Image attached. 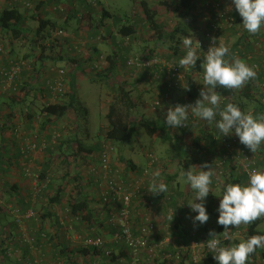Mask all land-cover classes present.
I'll list each match as a JSON object with an SVG mask.
<instances>
[{"label": "trees", "instance_id": "trees-1", "mask_svg": "<svg viewBox=\"0 0 264 264\" xmlns=\"http://www.w3.org/2000/svg\"><path fill=\"white\" fill-rule=\"evenodd\" d=\"M18 1L20 0H0V2L6 3L4 7L0 6V42L2 41L4 42L6 39L5 36L7 35H10V40L12 38L19 39V40L21 38H24L26 40V43L24 45L25 46L29 45V47L32 50L37 51V54H34L35 51H30V53L25 56H21V57L19 56L17 58L14 57L11 60L10 59L4 60L6 63V66L5 68H0V86H1V81L3 79V75H2L3 69L9 71L16 64H21L22 66L21 79L17 83L18 91L15 92L14 90H4V91L0 90V97H1V102H0V176L3 174L7 175L9 173L8 170L16 166L17 163L20 162V159H23L24 161V163L21 166L23 168V172H24L25 167L27 166L26 160L28 159H26L25 155L23 154V150L26 149L27 147L26 142L22 140L21 142L22 145H20L19 151L16 154H12V151L15 149L14 147H16L17 143H15V141L13 140H10L11 136L13 138L15 137V139L16 137L21 138L22 132H25V131H21V129H19L18 126H14L13 124H11V122L13 123L14 119L15 120L19 118L26 119L27 117H29L30 120L33 122L37 119L36 117L38 114V119L40 116L42 119L41 120L42 125L39 127V129L44 130L46 126L51 125L53 122H56L57 120L65 118L69 114L70 111H74L77 115L76 125L78 129H81L83 125H87L88 117H89V110L83 105V103L79 99L78 89H77L76 82H75L76 73L75 72L72 73V71L70 72L71 81L69 79L71 83H68V88L70 87L69 93H66L65 95H60L58 97L59 98L58 101L54 103H52L49 100H46L44 101V103H41L40 105H36L35 107H32L29 104V109L26 110L27 112L22 114L23 112H21V110H25V107L28 103V97H31V94L27 92H30L32 87L40 85V88L36 90L40 92H47L48 99L51 98V94L49 92L50 89H48L46 81L43 83L40 81L41 79H43V77L40 78V74L43 75L45 69L49 68L52 65V64L50 65L51 62L59 64L58 61L60 63L66 61V64L62 66H66L69 64H76V66H79L80 61L77 60V58L70 56V53H69L71 52L69 49L70 46L68 47V50H67V47H66L67 44L65 45V43H63L61 40L52 38V33H54L57 29H64L65 25L61 26L57 21H54L53 19L49 17L42 16L40 9H42L41 4H44L45 0H42V1L41 0H34V1L25 0V1L30 2L33 6L31 9L25 7V10H22L20 9V7H18V6H23V5H18ZM62 1L63 0H50L51 4L56 6L54 10H58V11L60 10L62 11V7H60ZM90 1L91 0H88L87 2H90ZM198 4H199V0H181L180 5H179V12H180V15L183 16V21L179 22L173 30L168 32L165 26L159 22L157 10H154V8L149 2L143 1L142 9L145 15V24L148 26V29L154 33V35L153 37H150L149 35H148L149 37H147L146 34H143V39H144L143 43H147V46L142 48L143 50L141 51L142 52L141 55L138 53L135 54L134 52H132V48H134L135 44L138 43L139 40H141V35H140L141 33L137 25L133 21V19L130 18L128 14L126 13L119 14V13H116V11H114L115 13L109 11L103 5L101 0L97 1L96 6L89 4L90 7L92 6L101 7L100 20L99 21L97 20L95 22L94 21L90 22L91 36H93V38H96L97 43H99V41L101 43L102 42L106 43V42H111L112 40V42H114L115 49L112 51L111 53L112 55L110 54L107 57V60L109 61L108 67L103 69L102 67H95L94 65L91 66V63H93L96 60H98L96 64H99L100 63L99 58L101 55H103L101 51L95 46L93 48V52L96 51V53L95 54L93 53L91 60L88 59V63H90L89 66H91V68L87 70L83 67H81L82 69L77 67L75 71L84 72L86 76L92 82H96V83L103 82L105 79H109L113 81L114 75L116 76V74L118 73L119 55L122 58L124 65L126 64L127 56L131 54L143 56L145 58H153V57L161 58V56L158 54V51L156 48L157 46L158 47L167 46L168 49L172 50L173 55H177V56L182 55L183 50H185L182 46V39L186 36H189L192 38L194 42L193 34H192V31L190 30L191 29L190 24L193 25L197 20L196 16L194 17L193 20H191V15L192 14L195 15L196 12L198 11L197 10V8H199ZM200 4H202L203 8H200L199 14H196V15L198 17L199 16L203 17L204 20L202 24L198 22L193 27L194 29L195 28L198 29V27H204L205 32L207 34V33H212L213 27L217 26L218 27L217 35L221 36L225 30H230V29L233 30L242 24V17L240 16L239 12L234 8V5H232V2H231V15L229 16L228 14V16H226L228 20H226V17L219 19V14L215 12L214 3L209 2L208 0H204V1L201 0ZM226 5L227 3L225 1V4L223 7H225ZM204 7H206V9L209 10L210 12V16L208 18L205 16L203 12L204 10H206ZM27 14H29V16ZM85 15L86 14L83 13V19H84V20L82 19L83 21H85L87 17L90 16V15H86V16ZM71 16L73 17V15H69L70 18ZM29 18H32L31 20L37 22L38 24L36 31H34L35 34L32 37H30V29L28 27L24 29L23 27ZM111 19H115V23H114L115 28L104 30L107 27L108 21ZM25 31H27V34L23 36ZM244 32L246 33L247 31L243 29V32L241 31V33L238 36L239 38L237 41L238 43L235 44L233 47H230L228 58H231L232 56H237L253 68V65H252L253 62H256L259 60V62L262 63V61H264V59L261 60V59H257L256 57L253 62H251L250 60V57H253L256 54H258V52L260 51L259 49L263 50L264 33L263 35L258 36L257 40L253 42L254 46H256V43H259L261 47L257 49L256 51H254L255 49L252 51H249L247 48H245L244 45L243 47L240 46L241 43L247 42L245 39L247 38V36ZM126 38H129L128 46L124 47V49L122 50V47L119 44H123ZM152 44L156 45V47L150 48ZM11 46H12L11 43L8 45L5 43L3 45V48L5 50V48L9 49V47ZM57 49L61 51L59 52V56H60L59 58H56L55 56V51H57ZM65 55H67V57H64ZM95 55L97 56L94 58ZM4 56H5L4 52H0V60L1 58H4ZM203 59H204V56L200 58V60L197 61L196 66L193 67L194 71L198 73H202V74H203V68L201 67V64L203 62ZM178 61L179 60L173 63H177ZM49 69H51V67ZM71 73L73 75H71ZM257 74H263V71ZM145 79H146V82L148 83L150 82V80H148L146 76H145ZM253 79L247 81L243 85L242 94H241V97L243 99L237 104L239 105L242 111H246L249 102L256 104V107H257L256 110L264 111V104H263L264 93L262 92V89H261L262 84H264V81H259V83H257L256 85L258 87V94L260 98H253L252 95L250 96L251 94L250 92L252 90V84L254 83ZM151 84L152 86L161 85L158 82H154ZM197 84H199L201 89L204 87L203 85L199 83V81ZM197 84L195 85L192 84L188 88V92L190 94L189 98L192 99V102H196L198 99L201 98L200 93L196 91ZM163 87L165 88L166 85L164 84ZM183 87L185 86L183 85ZM177 89H180V88H177ZM216 91L222 97L226 99L235 98L237 95L236 89H227L223 87H218ZM112 94H113V100L109 104V109H108V114H107L109 127H108L107 132L105 133V139H104L105 141L110 142L111 145H114L115 142H120V143L130 142L135 137V135L138 134L139 126L143 127L151 137L154 136V134L158 130H164V128H166L165 124L155 119H151L150 117L142 116L141 119L135 118V116L138 113V103L134 96V91L130 89L128 86H126L125 84H119ZM17 98H19L20 100L19 101L15 100ZM238 99H240V97H238ZM37 103H39V101H37ZM155 108L163 109L164 107L160 106V107H155ZM256 110L254 111V113L256 112ZM196 125H198L200 128L204 130V135L202 138H200L204 140L202 142L203 146L200 144L203 150L201 152L206 154V152H208L211 146L215 147L217 145H220L221 148L223 149V151L222 150L218 151L220 152V154H217L218 155L217 157H211L212 155H206V156H210L207 164H210L211 166H212L211 163H213L214 160H217L218 158H220V155H223L229 150L228 148H225V145L228 146V145L234 144L236 141H239V138L235 135H232V138L228 139L227 141H224L223 139L219 141V139L215 138L216 136H219L216 133V129L214 127L215 125L214 124L209 125L206 121L196 124ZM190 128H191V125L189 124L188 128L179 127L175 129L189 130ZM211 128H213L214 131H212ZM171 131L172 129H170V132ZM41 133L39 132L38 134V131L33 132L32 134L34 135L31 136L29 140L33 139L36 135H40ZM23 139H25V137H23ZM71 142H74V140H72ZM75 142L77 143V150L76 151L74 150L73 155L76 158V160L80 156L81 152H83V150H85L86 148L88 149L87 151L88 153L85 154V157L86 155H88L87 157H91L90 155L102 149V145L101 146L99 145V147L97 146L98 148L95 147L96 145L93 147L92 146L88 147L80 139H76ZM182 147L184 148L185 146H182ZM183 148L182 150H185ZM225 149H228V150L224 151ZM58 150L61 151L62 147L59 146ZM213 150L215 153L216 150L215 149ZM259 153H260L259 156L261 157V160H263L262 164H264V153L262 151H260ZM124 158H125L124 156L123 157L120 156L121 161H124L125 160ZM185 162L187 163L186 164L184 163L185 165L184 164L182 165L183 170L189 169L191 166L190 162H193V161L187 160ZM160 163H161V160L158 158V162L155 165L154 171L156 170L160 171V167H159ZM125 165H127L128 167V163L127 164L125 163ZM49 167L50 166H48V168ZM148 167H149V159L147 158L146 167L143 170H141L140 174H142L143 171L147 170ZM48 168L40 173L39 176L42 180H44L46 176L48 175V170H49ZM235 168L237 167L231 166L230 168L227 169L226 173L228 171H232ZM160 174H161L160 180L163 181V179H165L166 177V174L164 171L163 172L160 171ZM24 175H25V172H24ZM1 180H2V177H0V181ZM95 183H96L97 188L99 189V184L97 182ZM214 185L215 186L217 185V181H214ZM19 189H20L19 187L16 188L14 185H11L10 190L5 192V196L7 200L12 201L13 200L12 198L15 197L14 201H16L19 205L22 206V210H21L22 216L29 214V212L36 214L33 208L31 209V207L34 205V204L32 205L31 201L26 202L25 200L23 201L20 200L21 195H19V197L17 198L19 194V191H18ZM13 191H16L17 193L16 192L14 193ZM37 193L38 192H35V195ZM169 194H172V200L166 199V196ZM184 195L185 194L182 193V191L176 192L174 194L173 191L170 190L167 192V194L159 193L158 195L153 196L152 199L150 200L153 203L154 207L156 205V202L164 203L165 205L185 207L186 199ZM42 196L46 198L44 191L43 192L41 191L39 193V198ZM62 196H63V189L60 188L57 190L56 194L50 198V203L48 202L49 207L47 206L43 207L41 216L57 217V214L51 208L53 207L52 206L53 204L59 205L62 203L61 201ZM101 200L103 204H105L102 198ZM68 203L69 204L66 207L67 211L65 210L64 212L65 216L72 217L73 219H79V221H77V224L79 223L85 224L87 227H89L90 230H94L93 234L89 235L90 240L102 238L106 241V243L102 244L103 246H95L92 244H87L85 245V247L79 246L78 248H75L73 250H68L69 249L67 248L68 246H65V245L63 246L62 243L58 244L57 242L59 241L58 236L51 235L48 232L49 229L45 228V226L42 224L40 228H37L36 235L33 231H31L34 237V240L31 244L35 248H39L37 250H40V248L42 249V247H46L45 244L54 246L56 249H52V252H51L53 253V256L51 257L52 264H77L79 263V260H82V259L84 262H89L88 264H131L132 262L131 255L128 252L127 247L125 246L122 240L121 241L115 240L112 242L110 241L107 242L108 241L107 236L105 237L104 234L100 232L99 234L98 232L96 233L95 231L96 221L91 216L92 211L89 208V204L87 203V200L81 197L79 198L77 197V198L71 199ZM37 205H38V202H36L34 206H37ZM153 205L149 206L150 209H154ZM133 206L134 207L132 208V217H139V215H136V209L145 207L144 204L138 205L135 202ZM111 208L113 210L115 208L114 205H111ZM171 209L173 210V208ZM171 209L168 208V211ZM143 214H144L143 216L150 217L148 212H143ZM177 215L178 214L175 212L174 217H177ZM189 216L192 218L195 216V214H192L190 211ZM36 219L38 220V216L37 217L33 216L29 218V220H36ZM140 219H141V216L138 218V221ZM155 221H156L157 228L162 230V227L160 225V222L162 221H159L157 218H155ZM189 222L191 226V228L189 227V229H191L190 233L192 234L195 228L192 226L193 224L191 223V221ZM261 222H262L261 220L257 219L256 221L248 224L247 231H246V239L250 236L264 235V229L259 228ZM9 223H11V226H12L10 228V231H11L10 233L13 236V230L18 227V222L13 221V217L11 213H8L6 209L4 208V206L1 205L0 206V225L5 227L6 224H9ZM57 224L58 226H60L59 221H57ZM177 225L180 226L181 222H179ZM108 228L110 229V235H108L109 237L114 236V234L117 231H119V227L109 225ZM196 228L198 229L197 225H196ZM204 228L206 229V227ZM219 230L223 233V231H225L224 226L220 225ZM134 232H135L134 234L135 236L139 235V233H136V230H134ZM2 233H5V234H1L3 241L7 240L8 236L6 234L5 229H3ZM200 237H201V234L198 236V238L193 237V236H187L186 239L193 240L194 238V239L202 240V237L201 238ZM9 246L10 245H7V247L4 250H2V252H0V256L3 257V261L8 262V264H11V261H9V258H7L8 255H6V251H8ZM60 246H62V248ZM26 248L28 249L22 250V255H23V259L25 260L28 259V261H23V262L31 263L34 258L32 256L28 257V255L30 254V249H29L30 245ZM116 249L118 250V252H116ZM171 249H172L171 251L174 252L173 254L177 252V249L175 247ZM41 251L43 255L46 254L47 256H50L49 254H51V253L44 252L45 249H42ZM259 253L261 254V257L264 259V248H257V250L250 255L248 264H251L253 260H256ZM184 259H182L181 261L182 264H185ZM124 260H126V263H123ZM0 264H2L1 261H0ZM16 264H23L22 260L16 261ZM158 264H166V263L165 262L162 263V261L161 262L158 261ZM191 264H194V263H191Z\"/></svg>", "mask_w": 264, "mask_h": 264}, {"label": "rangeland", "instance_id": "rangeland-1", "mask_svg": "<svg viewBox=\"0 0 264 264\" xmlns=\"http://www.w3.org/2000/svg\"><path fill=\"white\" fill-rule=\"evenodd\" d=\"M32 1H34V0H32ZM127 1H126L127 8L131 9L135 3L133 0H127ZM225 1H226L227 5L225 7H223L225 4ZM180 2H181V0H153L151 2V4H153V6L158 8V10L160 12V14H158V20L160 23H162L165 26V28L168 32L173 30L179 22L183 21V16H181L180 12H179ZM104 3L107 6H112V10L115 9L114 5L116 3V0H105ZM19 4L20 3H18V5ZM220 4H221V7L224 9V11H226L230 16L231 15V0H220ZM4 5H5L4 2L3 3L0 2V6L4 7ZM41 5H42L41 6V8H42L44 6V4H41ZM124 5L125 4H123V6ZM52 6L54 7V9L56 8V6H54L53 4H52ZM18 7H22V6H18ZM24 9H25V7H24ZM197 10L198 11L196 12V14H199L200 8H197ZM196 14L191 15V20H193L194 17L196 16V19H197L196 21L199 22L200 24H202L203 20H204L203 17H200V16L198 17ZM60 15H62V14H60ZM86 15H88V14H86ZM79 16H80V19L79 18L78 19H79L80 23H75V25L78 28L83 26L84 32H86V33H83V31H82L81 33L76 35V32L74 33L72 31H69L68 29L67 30L63 29V30L66 32V37L64 39L67 38V40L68 39L70 41L73 40L71 43H69L70 44L69 46L72 45L73 47H80V49H82L81 53H78V55L82 58L80 65L76 66L73 69V64L62 66V65L66 64V61L60 63L57 60L59 64L51 62L50 65L52 64L54 66V67L51 66V69H49L48 73H50V72L51 73L49 75H47V77H43V79H41L40 81L43 83L45 81L50 80L53 76H56L55 72L57 70H59L58 68L65 69L68 73V75L66 76V82H65L66 87L64 88V91L61 92L62 95H65L66 93H69V89H70V87L68 88V83H71L70 82L71 81L70 72L71 71H72V73L75 72L76 73L75 82H76V86L78 89L79 99L81 100L83 105L89 110L88 123H87V125H83L81 127V129H78L77 125H76L77 124V115L74 111H70L69 114L65 118L60 119L58 121L60 125L55 126L54 129L51 130L49 138L46 137V143L45 144L48 146L47 147L48 149H42V154H44L43 157L46 158V160L44 159L45 162H48V160L51 159V162H50L51 167H49L50 172H48V173H50V175L47 177L48 179L45 178L44 180H42L39 177V179H38L39 181L37 183V189H35V191H34V193L38 192V196L35 198L36 202H38V205L34 206L35 203L32 202V205L33 204L34 205L31 207V209L33 208V210L36 212L37 215L32 213V212H29V214H27L25 216L21 215L22 213H21V209H19V205L17 208V206H16L17 204L15 203V201L14 200H12V201L7 200V198L5 196V192L10 190L11 185H13L15 183V180L17 181L16 176H13L12 173H11V175H10V173H8L7 175L3 174L0 176V177H2V180L0 181V206L1 205L4 206L6 211L8 213H11V215L13 217V221L18 222V227L13 230V236L10 233L11 232L10 228L12 227L11 224H6L5 227L0 225V252H2V250H4L7 247V245H10L8 248V251H6V255H8V257L7 256L6 257L9 258V261H11V264H16V261H21V260H22L23 264H52L50 256H47L46 254L43 255V253H41L40 250L32 249V244H30V243L33 242L34 237H33V234L31 232V229L29 227L32 225V223L28 222L29 217H33V216L40 217L42 215L43 206H44L46 200H48V202L50 203V198L56 194L57 188H60V186H64L65 191H67L66 193H68L71 197H72V195H75L78 192L77 186H75L76 182L78 180L77 179L78 177L73 175L74 171L67 168L71 172L69 173V176H67V178H65L63 180H62L61 176H58V175H60V172L64 168H66L65 165H63L64 162L60 161L58 154H60L61 156H63L64 154H67L68 155V162L78 164L79 168L81 169L80 173L83 171L84 172L87 171L85 175L88 177V174H89L90 179H91V175H92L93 180L96 182V176L93 173V168L99 166V152L96 153L97 152L96 151L95 153L90 155L91 157H94V159H96L95 164L88 163L89 161L87 159L85 160L84 157H82L81 155L78 157L79 160L77 161L73 155L74 150L75 151L77 150V143H75V140L80 139L82 142H84V144L86 146L91 147V145L95 146L102 139H105V133L107 132L108 127H109L107 114H108L109 104L113 100V94L112 93L118 87L119 84H124V83L127 84V82H129V81H135L136 80L134 78L136 76L128 75L129 71L125 68L118 70V73L116 74V76L114 75V77H113V81L109 80V79H105L103 82H98V83L92 82L86 76V74L84 72H76L75 71V69H77V67H79L80 69H82L81 67H83L87 70H89L91 67V66H89V64L87 62L84 61V60H86L85 58L87 57V55L89 53V49L87 46L89 44L86 43L87 42L86 36L88 37L90 35V33L88 31L90 30V22L91 21H87V19L89 17H87V19L85 21H83L84 20L83 15L80 14ZM128 16H130V18L134 17V15L131 12L128 13ZM54 17L57 18L58 15H55ZM95 17H98L97 14H95ZM95 17L94 18L92 17V21H94V22L97 19ZM206 17H207V15H206ZM138 18H139L138 27L139 28L141 27V30H140L141 31L140 32L141 33L140 34L141 40H139V42L135 44L134 48H132V52H134L135 54L138 53L141 55V53H142L141 51L143 50L142 48L147 46V43H143V40H144L143 34H146L147 37H149V36L153 37L154 33L151 32L148 29V26L145 24V16L144 17H138ZM189 21H190V19H189ZM29 22H30V24H29L30 37H32L35 34L34 31H35L36 27L38 26V24H37V22H35L33 20H30ZM190 25H192V24H190ZM190 30L192 31L194 41L203 39V37L205 36V28L204 27H198V29L191 28ZM5 38L6 39L4 42L3 41L0 42V45H1L0 47H3V45L5 43L7 45L11 43L10 35L5 36ZM211 40L216 41V43L218 45L227 46L229 49L231 47L230 44L232 43V40H229V39L227 40L226 38L221 37L220 35H217V36L213 35ZM99 43H101V42L99 41ZM151 47H156V45L152 44L150 46V48ZM156 48H157L158 54L164 60L171 62V63L178 60V59H176L177 55H173L172 50L168 49L167 46H164V47H158L157 46ZM138 49H139V51H138ZM8 50L9 49H6V48L4 50V55L6 57H8L9 54H11L8 52ZM67 50H68V48H67ZM26 51H27V49H24L22 52H20V54L23 55L24 52H26ZM59 52H61L59 49H57V51H55L56 58L60 57ZM71 53L72 52H70V54ZM82 56H84V59ZM104 56H106V55H104ZM64 57H67V55H65ZM68 58H69V56H68ZM4 60H6V58H2L1 68H5V66H6V63ZM102 61H106V60H104V58H103V60H101L99 63L100 67H102L104 69L105 67H107L108 63H104L102 66V64H101ZM59 66H62V67H59ZM72 73H71V75H73ZM130 76H131V78L129 79ZM187 77L188 78H186L184 81L185 87H183L184 84L181 86V88L184 89L183 90L184 96L188 94L187 89L192 84L195 85L199 81V83L201 85H203V82L199 76L191 75V76H187ZM125 78H126V80H125ZM59 79H60V76H59V74H57L56 80H59ZM69 79H70V81H69ZM144 80L146 81V79H144ZM36 87H37V89H39L40 85H37ZM151 88L154 89L151 82H149V83L146 82L140 86V90L143 93H146V91L151 89ZM181 88L180 89L176 88L175 91L179 90V92H180L182 90ZM133 90H134V88H133ZM141 91L139 93L134 91V96H135L137 103H138V113L135 116V118L141 119L142 116H146V117H150L151 119H156L157 115L152 114V115L148 116V114H146V110H148V108H152L151 104L154 101L153 99H151L152 97H150V95H148V98H145V100H143V102H141L137 99L138 97L141 96ZM27 93H30V92H27ZM31 94L37 95L39 98L42 99L43 102L39 101V103H44V101H46V100H49L52 103L58 101L57 97H52V98L48 99L47 92H41L40 95L37 94L36 92L31 93ZM143 97H145V94L143 95ZM181 97H183V96L181 95ZM232 101L234 104L235 103L238 104V102H240V99L235 97V98H232ZM39 103H37V104H39ZM251 104H254V103H251V102L248 103V107L246 109V112H248V113L252 112L251 107L254 105L251 106ZM145 108H146V110H145ZM26 110H27L26 107H25V110H21V112H23L22 114L26 113L27 112ZM39 119H40L39 122L42 123L41 122V120H42L41 116L39 117ZM35 126L39 127V124L35 125ZM24 133L26 135H29L28 132H24ZM53 133H59V134L61 133V135H62L56 145L52 144V134ZM40 136H41V134H40ZM228 137H229V139H231L232 135L228 136ZM29 138L30 137H27L25 140L23 139V141L27 143ZM172 139L173 138H169V141L172 142ZM72 140H74V142H71ZM230 143H232V142H230ZM177 144H178V142H177ZM69 145H72L71 148L69 150H66ZM59 146L62 147L61 151L58 150ZM172 146H174V145H172ZM52 147H54V148H52ZM175 147H176V145H175ZM236 147H235V143L228 145V146L225 145V148H228L230 151H236ZM176 148H178V147H176ZM217 148H218V150L223 151L221 146L217 147ZM169 149H171L170 144L165 143V142L160 143V141H155L153 139V137H151L146 132V130L141 126H139V128H138V134H136L135 137L130 142H127V143L115 142L114 145H111L112 159H113L114 164H116L117 166L125 164V163L127 164L131 160V161H135L139 167H144L147 164V159L145 158V154H147L148 152H153L155 155L158 156V158L160 160H163V157L160 156L159 150H166L167 151ZM228 149H225L224 151H227ZM178 152H179V149H178ZM181 154H183V156H184V153L181 152ZM46 156H51V157L48 158ZM120 156L125 157L124 158L125 160L121 161L122 163L121 162L119 163ZM71 159H73V161L75 160L76 163L73 162ZM118 159H119V161H118ZM183 159H185V157H183ZM216 161L217 160H214V162H216ZM83 163L86 164L88 169L82 168ZM33 166L34 165L31 166V169L32 170L34 169V172L36 174L40 175L39 166H35V168ZM237 169L240 170L241 168L237 167ZM258 169L264 170V164H262V161H261V164H260ZM181 170H183V169L181 168ZM42 171H43V168H42ZM61 175H62V172H61ZM179 176H180V174H179ZM179 178L181 179V182L178 183L179 187H178V185H176V188L177 189L179 188L182 191V193L185 194L184 195V197L186 199L185 203L187 205V203L193 199L194 193L192 190L190 191L187 189L188 184L185 183L184 178H182L181 176ZM213 178H214L213 181H217V185L213 186L212 192L209 194V196L206 198V201H205V206H206L207 212L209 214V220L205 224L196 223L195 225H192L195 229L193 230L192 234L190 235V236L198 238V236L201 234L202 240H198V239H194V238H193V240H191V239L187 240L186 238L188 235L185 234L184 232L181 234V236L173 235L172 230L175 229V226L173 225L172 227H168L167 224H169L168 222L174 224L173 223L174 220H172V219L170 220L169 218L166 219L167 220L166 226L163 228V230H161V233H159V235H160V234H162V231L164 232L162 235H165V236L160 235L161 239L164 241H170L169 246L175 244L176 249H182L183 250L182 259L185 258L184 259L185 264H191V263H195V264H217L215 259L213 258V253L207 249L206 243L208 242V240H210L212 238L209 235V233L213 232V231L217 235H220L219 238L224 240L223 233L219 230L220 225L217 223V219H218V215H219L217 209L219 207V202H220V197H221V194L223 191V186L228 184L226 181H227V179H230V174H229V172L225 173L222 177L221 176L217 177V175L215 174V176ZM31 181L34 183L33 180H31ZM49 187H50V189H49ZM42 190L47 191V193H45L46 198L39 200V193ZM99 191H100L101 198H102V192L100 189H99ZM173 193L175 194L176 191H173ZM189 194H191V195H189ZM70 196L65 198V201L63 202L62 206H60L58 204H56V205L53 204L52 208L57 207L55 210V213L57 214V211H58L63 216V217H60V220H59V222L61 223V228H59V230L60 231H66V235H67L68 239H71L74 236V240L78 241V245L80 247H85V245H86L85 241L87 239L90 240L89 235L85 236L84 234H81V232H82V229L88 230V227L82 223L77 224V219H73L72 217H65V215H63V208L65 209L68 206V204H69L68 202L70 201ZM196 202L199 203V201H196ZM104 205H106V204H104ZM50 206H51V204H50ZM106 206L111 207V205H106ZM115 209H116V207L111 211L112 214L110 213L109 217H107V218L106 217H99V219H100L99 223L96 225L102 231H104V233L106 231L108 232V234L104 235L105 237L107 236V239H108L107 242H109V241L111 242L113 240V236L112 237L108 236V235H110V229L108 227L110 225L109 218H111L113 215L116 214ZM190 211H191V209L188 206V214ZM191 213L197 215V213H194L192 211H191ZM188 214H187L188 218H186V215H184V217H183L184 221H187V219H188V221L192 220V218L190 216H188ZM176 218L177 217H174L175 220H176ZM259 220L262 221L259 228L264 229V217L259 218ZM135 221H136V219H135ZM51 222L48 223V225L50 227H51ZM196 225L198 226V229L196 228ZM247 226H248V224L247 225L242 224L238 228H235V226L229 227L231 230L230 236L232 238L227 240V241L229 243H233V242L239 243L242 240H245L246 239ZM204 227H206V229ZM3 229H5L6 234L8 236V239L5 241H3V238L1 236V234H5V233H2ZM159 231H160V229H158V232ZM54 233H55L54 231L50 230V234L53 235ZM96 233H97V231H96ZM167 237H169V238H167ZM174 237H176V238H174ZM157 238L159 239L160 237L157 236ZM194 242H199V245L196 247H192L194 245ZM16 243L19 246H16L15 245ZM23 245L26 247H28L30 245V248H29L30 254L28 255V257L32 256L34 258L31 263L23 262V261H28V259H26V260L23 259V255H22ZM223 245H224V241H223ZM171 247L173 248L174 246H171ZM184 247H186V248H184ZM116 252H118L117 249H116ZM146 255H148V254L145 253L143 256L142 264H151V259L149 260L150 263H148L146 261V258H147ZM0 261L2 264H3V262H4V264H8V262L3 261V257H1V256H0ZM158 261L161 262L162 259L157 258V260L153 264H158ZM88 263L89 262H81L80 264H88ZM123 263H126V260H124ZM162 263H163V261H162ZM180 264H182V263H180ZM251 264H264V259L261 257L260 253L258 254L256 260H253Z\"/></svg>", "mask_w": 264, "mask_h": 264}, {"label": "crops", "instance_id": "crops-1", "mask_svg": "<svg viewBox=\"0 0 264 264\" xmlns=\"http://www.w3.org/2000/svg\"><path fill=\"white\" fill-rule=\"evenodd\" d=\"M87 1L88 0H63L61 5H60V7H62V11L61 10L58 11V10H54V7L52 6L50 0L49 1L45 0L44 6L42 7V9L40 11H41L43 17H49V18L53 19L54 21H57L61 26L65 25L64 29H66V30L68 29L69 31H72L74 33L76 32V35H77V34L81 33L82 31H83V33H86V32H84V27L83 26L78 28L75 25V23H80V21H79L80 16L78 17V15L83 14V13L90 15L89 18L87 19V21H92V17L94 18L95 14H97V16H98V17H95V18H97L96 21L97 20L99 21L100 18H101V12H100L101 7H93V6L90 7ZM104 1L105 0H101L103 5L111 12L116 11V13H119V14H123V13L128 14L129 12H131L134 15V17L132 19H133V21L135 22V24L138 27V22H139V18L138 17H144L145 16L144 12H143V9H142V2L146 1V2H149L151 4V2L153 0H133L135 4H134V6L131 9L127 8V3H126L127 0L126 1L125 0H116V3L114 5V7H115L114 10H112V6H107L104 3ZM200 1L201 0H199L198 7L199 8H203L202 4H200ZM4 4L6 5V3H4ZM123 4H125V5L123 6ZM151 5L154 8V10H157L158 14H160L158 8L153 6V4H151ZM203 5H204V3H203ZM204 8L206 9V7H204ZM20 9L25 10L23 6L20 7ZM203 12H204L205 16L207 15V18L210 16L209 10L206 9ZM60 14H62V15H60ZM27 15L29 16V14H27ZM55 15H58V17L55 18L54 17ZM69 15H73V17L71 16V18H70ZM76 16H77V18H76ZM31 19L32 18H29L28 21L26 22V24H24V26H23L24 29H26L27 27L30 29V27H29L30 22L29 21ZM114 23H115V19L109 20L108 23H107V27L104 30L114 29L115 28ZM197 23L198 22L196 21L193 25H190V27L192 26L191 28H193ZM36 29H37V27H36ZM36 29H35V31H36ZM138 29L141 30V27L140 28L138 27ZM228 29H230V28H228ZM241 31L243 32L242 25L236 27L233 30H231V29L230 30H225L222 33L221 37H224L227 40L228 39L232 40V43L230 45H231V47H233L235 44L238 43L237 42L238 39H239L238 36L241 33ZM88 32L90 33V30ZM263 33H264V30H261L259 33L255 34V35H252V34H249L248 32H246L245 34H246L247 38H245V39H246L247 42L246 43H241L240 46L243 47V45H244L245 48H247L249 51H252L254 49H255L254 51H256L257 49H259L261 47V45L259 43H256V46H254L253 42L257 40L258 36L263 35ZM25 34H27V31L24 32L23 36H25ZM86 40H87L86 43L89 44V45H87L88 49H89V53H88L87 57L85 58L86 60H84V61L88 63V59L89 60L92 59L91 57L93 56V53L94 54L96 53V51L93 52V48L96 46L101 51V53L103 54L100 57H103L104 60H106V61H102L101 62L102 66H103L104 63H108V65H109V61L107 60V57L115 49L114 42H112V40H111V42L97 43L96 38H93V36H91V33H90V35L88 37L86 36ZM72 41L73 40L70 41L69 39L67 40V38H66L63 41V43H65V45L67 44L66 47L68 48V46L70 45L69 43H71ZM25 43H26V40L24 38H21L20 40L12 38L11 39V45L12 46L8 50V52L11 53V54H9L8 57L4 56V58H6V60H8V59L11 60L14 57L17 58L19 56L20 57L21 56H25V55L29 54L30 51H35L34 54H37L36 50H32L29 47V45L25 46L24 45ZM24 49H27V51L24 52L23 55L20 54V52H22ZM259 50L261 51L262 49H259ZM185 51L186 50H183L182 55L177 56L176 59L179 60L185 54ZM260 51L258 52V54L255 55V57L257 59L261 58L259 56ZM97 55H95L94 58ZM104 55H106V56H104ZM70 56L74 57V58H77V60L80 61L79 63H81V59L82 58L78 54L76 55L74 53H71ZM82 57L84 59V56H82ZM1 60H2V58H1ZM1 60H0V68H1ZM97 61L98 60H96L93 63H91V66L93 64L97 63ZM100 61H101V59H100ZM88 64H90V63H88ZM118 64H119L118 70L123 69V68L127 69L125 67V65L123 63V60L120 57V55L118 57ZM108 65H107V67H108ZM51 66L54 67L53 65H51ZM59 67H62V66H59ZM49 68L45 69L46 71L43 73V75L40 74V78L41 77H47V75H49L51 73V72L48 73L49 72ZM55 74L57 76L56 72H55ZM128 75H131V73L128 72ZM56 76H53L52 78L55 79ZM130 78H131V76L129 77V79ZM134 78L136 79L135 81H129V82H127V84L126 83H124V84L126 86H128L132 90L134 88L133 91L139 93L141 91L140 90V86L142 84L146 83V81L144 80L145 77H134ZM125 80H126V78H125ZM253 81H254V83L252 84V90L250 92L251 93L250 96L252 95L253 98H260L259 94H258V87L256 85H257V83H259V81H264V74L255 75ZM184 86H185V84H184ZM153 87H154V89L151 88V89L147 90L146 93H143L141 91V96L138 97L137 99L139 101L143 102V100H145V98H148V95H150V97H152L151 99L156 100V99L161 98L168 91L166 89V87L165 88L163 87V85H162V87H161V85H155V86L153 85ZM242 88L236 90V92H237L236 98L240 97V101L243 99L241 97ZM36 89H37L36 86L32 87V89L30 91V94L36 92L37 94L40 95L41 92L37 91ZM183 90L184 89H182L179 92V90L175 91V89H172L170 91V94H171L170 95V99H172V100H170V103H169V105L166 108H163V109H161V108H154V109L148 108V110H146V108H145L146 114H148V116L152 115V114H155V115H157V118L155 120L160 121L161 123L165 124L166 128H164V130H158L154 134V136H152V137H153V139L155 141H160V143H164L165 142V143L170 144V146H171V149H169L167 151L166 150H159L160 151V156L163 157V160H161V163H160L159 167H160V171L161 172L164 171L165 174H166V177H165V179H163V182L168 185V191L172 190V191H176V192L181 191L179 188L178 189L176 188V185H178V183L181 182V179L179 178L180 177L179 174L181 172V168L183 167L182 165L184 163L185 164L187 163L185 161H187V160L193 161V162H190L191 163L190 167H192V166L200 167V166L208 163V159L210 158V156H206V155H212L211 157H217L218 156L217 154H220V152H218L220 150H218V148H217V147H220V145H217V144H216L217 146H215V147L211 146V148H210L211 150L209 149L208 152H206V154L201 152V151H203L201 145L203 146L202 142L204 140L200 139V138L203 137L204 130L202 128H200L198 125H196V124L193 125V124H191L189 122V124L191 125V128L189 130H178V129H175V128L173 129V128H169L166 125V115H167V111H168V109L170 107H174V105H177V104L182 105V104H184L186 102H192V99L189 98L190 97L189 92H188L187 95L184 96L183 95L184 94ZM144 94H145V97H143ZM181 95L183 97H181ZM15 100L19 101L20 99L17 98ZM37 101H42V99L39 98L36 95H32L31 94V97H28V103L26 105L27 110L29 109V104L32 107H35L36 105H40L41 104V103L37 104ZM0 102H1V97H0ZM252 105H254V106H252ZM251 106H252L251 107V109H252L251 114L252 115H254L256 117L264 116V111L256 110L257 109L256 104H251ZM255 110H256V112L254 113ZM36 118L37 119L35 121H33V122L30 120L29 117H27L26 119L25 118H19V119H16V120L14 119L13 123L11 122V124H13L14 126H18V128L21 129V131H25V132L30 133L29 135H26L24 132H22V137L21 138L20 137H16V139H15V137L13 138L11 136L10 140L15 141V143H17V145H18V147H17V145H16V147H14L15 149L12 151V154H16L19 151L20 145H22L21 142L23 140V137H26V136L31 137V136L34 135L32 133L35 132V131H38V134H39V132L40 133L42 132L41 136L39 135V137L41 139L40 140V144H41L42 141H46V137L49 138L51 130L54 129L55 126L60 125L59 122H58L59 120H57L56 122H53L51 125L46 126V128L44 130L43 129L40 130L39 127L42 125V123L39 122L40 119H38V114H37ZM38 124H39V127L38 126L36 127L35 125H38ZM170 129H172L171 132H170ZM211 130L214 131L213 128H211ZM169 138H173L172 142L169 141ZM104 141L105 140L102 139L100 142H98L96 144L95 147H97V146L99 147V145L101 146ZM177 142H178V144H177ZM197 142H199V143H197ZM172 145H174V146H172ZM175 145L178 148H176ZM71 146L72 145H69L66 150H69L71 148ZM91 146H93V145H91ZM182 146H185V147L183 148ZM235 147H236V150L238 151V150H240L243 147V144H241L240 141H236L235 142ZM182 148L185 149V150H182ZM178 149H179V152H178ZM213 149L216 150L215 151L216 154L214 153ZM87 151H88V149L86 148L85 150H83V152L80 155L82 157H84L85 160L87 159L89 161L88 163L95 164L96 159H94V157H87L88 155H86V157H85V154L88 153ZM261 151L264 153V146H262ZM98 152H100V150L97 151L96 153H98ZM181 152L184 153V156H183V154H181ZM43 156H44V154H42V149L39 150V151L37 150L36 152H34V154H32L30 156V159L26 160L27 166L31 167L32 165H34L33 166L34 168H35V166H39L40 173L43 172L45 169H47L48 166L51 167V163H50L51 159H49L48 162H45L46 158L43 157ZM58 156H59L60 161L64 162L63 165H65V167H66V168H64L61 171L62 175H61V172H60V175H58V176H61L62 180L67 178V176H69V173L71 172L68 169H71L72 171H74L73 175L78 177L77 178L78 180H77L76 185H75V186H77L78 192L75 195H72V197L68 193H66L67 191H65L64 186H60V188L63 189V196H62V200H61L62 203L59 204V205L62 206L63 202L65 201V198L68 197V196H70V200L73 199V198L81 197V198L87 200V203L89 204V208L92 211L91 216L96 221V225L99 223V220H100L99 217H106V218L109 217L110 213L112 211V208L103 204V202L101 200L100 191L97 188L96 183H95V181L92 178V175H91V179H90L89 178V174H88V177L85 175L87 171L86 172L83 171V172L80 173L81 169L79 168V165L71 163V162H68V155L67 154H64L63 156L58 154ZM146 156H147V154H145V158H146ZM46 157L49 158L51 156H46ZM183 157H185L186 160L183 159ZM71 160L73 161V159H71ZM78 160H79V158L77 159V161ZM118 161H119V159H118ZM73 162H75V160ZM120 162H121V159H120L119 163ZM23 163H24L23 159H20V162H18L16 166H14L11 169H9L8 172L10 173V175L12 173V175L16 176V178H17V181L15 180V183L13 184L16 188L17 187L20 188L18 190L19 191L18 196L16 195L17 198L19 197V195H21L20 196V200H22V201L25 200L26 202L31 201V202H34L36 204V199L35 198L38 196V193L36 195L34 193L35 187H34V183L31 181L32 179L31 178L27 179L25 177L24 172H23V168L21 167ZM208 165H210V164H208ZM145 167L146 166L139 167L135 161H129L128 162V168H129V170L132 169L134 176H138L140 174L141 170H143ZM42 168H43V171H42ZM82 168L88 169L86 164H84V163H83V167ZM48 169H49L48 172H50V168H48ZM203 170L207 171L208 169H203ZM197 171H198V169H197ZM33 172H34V169H33ZM228 172L230 174V179H227V181H226L227 183H246L247 182L246 176L239 169L235 168L232 171H228ZM49 175H50V173H48L46 178ZM213 185H214V182H213ZM213 185H212V188H213ZM178 187H179V185H178ZM60 188H57V190L60 189ZM49 189H50V187H49ZM187 189L191 191L189 185H187ZM13 192L15 193L16 191H13ZM42 192H43V190H42ZM44 192L47 193V191H44ZM189 195H191V194H189ZM14 198L15 197H13L12 199L14 200ZM44 198L45 197L42 196V197L39 198V200L40 199H44ZM15 203L17 204L16 206L18 208L19 204L16 201H15ZM46 206L49 207L48 200H46V202H45L43 207H46ZM144 206H146V205H144ZM56 208H51V209L55 212ZM168 208H170V209L173 208L174 212H176L178 214L176 220L173 222L174 224H172L170 222H168L169 224H167L168 227H172L173 225L175 226V229L172 230V234L173 235H177V236H181V234L184 232L185 234L190 236V234H191L190 233L191 229H189V227L191 228L190 222L188 221V219H187V221L183 220L184 219L183 218L184 215H186V218H188L187 217V214H188V206L187 205L185 207H177V206H173V205L172 206L171 205H165L164 203H159V202L157 203L156 202V205H155L154 209H150L148 207L137 208L136 209V215H139V217L140 216L141 217H145V216H143L144 215L143 212H148L150 217L153 216V217L157 218L159 221H162V222H160V225H161L162 230H163V228L166 226V221H167L166 219L169 216L168 215ZM19 209L22 210V206L21 205H19ZM65 210L67 211V208H65V209L63 208V215H65V213H64ZM188 216H189V214H188ZM60 217H63V216L58 211H57V217H43V216H40V217H38V220L37 219L36 220H28V222L32 223V225L29 226V227H30L31 231H33L35 233V235H36L37 228H40L41 225L43 224L45 226V228L49 229V231H48L49 233H50V230L55 232L53 235H57L58 236V239H59V241H57L58 244L62 243L63 246L64 245L68 246L67 247V248H69L68 250H73L75 248H78L79 247L78 241L74 240V236H73V238L68 239V237L66 235V231H60L59 230V228H61V223H60V226H58L57 221L60 220ZM142 221H143L142 219L139 220V222H142ZM49 222H51V227L48 225ZM179 222H181L180 226L177 225ZM9 224H11V223H9ZM95 231L103 233L104 235L108 234L107 231L104 233V231H102L98 226H96ZM93 232H94V230H90L89 227H88V230L82 229L81 234H84L86 236V235H92ZM159 233H161V229H160ZM163 233L164 232L162 231V234ZM162 234H160V235L161 236H165V235H162ZM160 235H159V237L161 238ZM167 238H169V237H167ZM174 238H176V237H174ZM15 245L19 246V245H17V243ZM45 246L46 247H42V249H45L44 252H47V253H51L52 249H56L54 246H51L49 244H45ZM171 246H174L176 248L175 244H173ZM171 246H169L168 248L171 249L172 248ZM60 247L62 248V246H60ZM27 249L28 248H26V246L23 245L22 250H27ZM35 249H39V248H35ZM42 249L40 248V251ZM49 255H50V257H52L53 253H51ZM81 262H84L83 259L79 260V263H77V264H80Z\"/></svg>", "mask_w": 264, "mask_h": 264}, {"label": "clouds", "instance_id": "clouds-1", "mask_svg": "<svg viewBox=\"0 0 264 264\" xmlns=\"http://www.w3.org/2000/svg\"><path fill=\"white\" fill-rule=\"evenodd\" d=\"M231 2L242 17L241 25L245 31L255 35L264 30V0H231ZM182 46L186 51L178 61L179 66L195 67L200 56L192 38L184 37ZM228 57L229 48L214 41L201 64L204 86L200 92L201 98L195 104H177L170 107L166 115V125L173 129L187 125L186 122L191 115L198 121L214 124L219 136L234 134L241 144L256 153L264 146V116L256 117L230 102L221 107L222 97L216 91L218 87L236 90L242 88L247 81L255 77V71L239 57ZM246 171V183H228L223 186L217 209L219 213L217 223L224 226L225 240L232 238L229 226L238 228L242 224L247 225L264 217V170ZM160 175L159 170L150 174L147 190L154 194H167L168 185L160 180ZM180 176L194 193L193 199L187 203L191 211L197 213L192 217L193 223H206L209 214L205 201L212 192L215 176L213 168L208 164L200 167L192 166L187 170H181ZM169 219L173 220L171 216ZM209 235L212 238L208 240L206 247L213 253L217 264H248L250 255L257 248H264V235L250 236L234 246H224L219 239L220 235L214 231Z\"/></svg>", "mask_w": 264, "mask_h": 264}, {"label": "built area", "instance_id": "built-area-1", "mask_svg": "<svg viewBox=\"0 0 264 264\" xmlns=\"http://www.w3.org/2000/svg\"><path fill=\"white\" fill-rule=\"evenodd\" d=\"M97 1L98 0H91L88 3L92 4L93 6H96ZM209 2L214 3L215 12L219 14V19L228 16V13L224 11V9L221 7L220 0H209ZM18 3H20L19 5H23L24 7L29 9L33 7L30 2L25 0H20L18 1ZM226 20H228L227 17ZM217 30L218 27L215 26L213 27L212 33L206 34L205 32V36L203 37V39L194 41V45L197 48V53L200 58H202L205 53H207L209 48L213 46L214 40H211V38L213 37V35H217ZM65 37L66 32L63 29H57L54 33H52L53 39H58L62 42L65 40ZM128 41L129 38H126L123 44H119L121 45L122 50L124 49V47L128 46ZM69 49L74 54L81 53L82 51L80 47H73L72 45ZM0 52H4L3 47H0ZM259 56L261 57V60L264 59V48L262 51H260ZM100 59L103 60V57H100ZM254 59L255 56L250 57L251 62H253ZM93 65L95 67H100V65L96 63ZM252 65L253 70L255 71V75L261 71H263L264 74V61L260 63L258 60L256 62H253ZM75 67L76 65L73 64V68ZM125 67L131 73L132 76H146L151 83L158 82L161 85H166V89L168 91L160 99H157L152 102L151 106L153 108L160 106L166 108L171 100L170 91L175 88H181V86L185 83V79L188 78L187 76H199L203 80V74L194 71L193 67L183 68L179 66L178 62L169 63L159 57L145 58L143 56L131 54L127 56ZM58 69L59 70H57L56 72L57 74H59L60 79L56 80V78H51L50 80L46 81L47 87L48 89H50L49 92L51 94V98L57 97V99H59L58 97L62 95L61 92L64 91V88L66 87L65 82L66 76L68 75L65 69ZM21 74V64H16L9 71L3 69V79L1 81L0 90H14L15 92H17V83L21 79ZM261 89L264 93V84H262ZM196 91L198 93L201 92L199 84L196 85ZM229 102L232 103V99H226L222 97L221 107H223ZM190 104H195V102H186L183 105ZM189 122L194 125L202 123L204 121H198L196 118L190 115L189 120L186 122L187 125L181 126L180 128H188ZM61 136V133H53L52 144L56 145ZM215 138L219 139V141L221 139H223L224 141H227L229 139L228 136H216ZM40 140L41 139L39 135H36L33 139L28 140L27 147L26 149H24L25 151L23 150V154L25 155L26 159H30V156L39 149H48V146L45 144L46 141H42V143L40 144ZM260 151L261 149H258L257 152L254 153L247 146L243 145V147L239 151L228 150L226 153L223 152L224 154L220 155V158H218L216 162L211 163V167L213 168L217 177H222L226 173L227 169L231 166L240 167V170L242 171V173L245 174L247 178L246 170L258 169L261 164V161H263L259 156ZM147 158L149 159L148 169L143 171L142 174L134 176L133 171L129 170L127 165L118 164L119 166H117L116 164H114L112 159L110 142L104 141L102 144V149L99 152V166L93 168V173L96 176V182L99 184V189L102 192V199L104 203L106 205H114L117 209L115 211L116 214L113 216L111 215L112 217L109 218L111 226L119 227V231L114 234L112 241L122 240L124 242L128 252L131 255V264H142L143 256L145 253L148 254L146 255V261L150 263L149 260L151 259V264L155 263L157 258H161L162 261L166 264H180L182 261L183 250L177 249V252L173 254L174 252H172L171 249L168 248L170 241H164L161 238H157L159 232L156 225L155 217H141V219L143 220L142 222L138 221L139 217H132V208L134 207L133 204L135 202L138 205L144 204L146 205L145 207L150 208L149 206L153 205L150 199H152L153 196L158 195L151 193L147 190L150 180V174L154 171L155 165L158 162V158L153 152H148ZM24 172L27 178H31L34 181V187L35 189H37V183L39 181L38 179L40 176L34 173L30 166H26ZM166 199L172 200V194L167 195ZM168 215V218L171 216L174 220V210H169ZM77 221H79V219H77ZM192 222L193 220H191V223ZM192 224L195 225L194 223ZM134 230H136V233H139L138 236L134 235ZM219 239L221 240L222 244L224 241V246H234L235 244H237L236 242L229 243L225 239ZM105 243L106 241L102 238L91 240L87 239L85 241L86 245L92 244L95 246H103L102 244ZM198 245L199 242H194V245L192 247H196ZM32 249H35L33 245Z\"/></svg>", "mask_w": 264, "mask_h": 264}]
</instances>
